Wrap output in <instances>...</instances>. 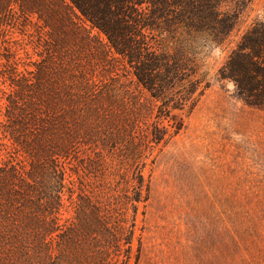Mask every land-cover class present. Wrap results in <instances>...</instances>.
<instances>
[{"label": "trees", "instance_id": "trees-1", "mask_svg": "<svg viewBox=\"0 0 264 264\" xmlns=\"http://www.w3.org/2000/svg\"><path fill=\"white\" fill-rule=\"evenodd\" d=\"M251 1L0 0V25L16 14L23 21L36 15L51 39L53 34L73 36L88 50L86 58L56 61L51 56L52 61L41 60L24 74L6 64L3 77L10 92L2 132L29 161L28 168L0 165V255L32 250L56 255L49 257L55 264H83L79 255L96 261L110 245L119 252L125 245L130 252L134 220L127 210L135 213L147 199L143 169L151 151L170 136L163 120L171 110L192 108L209 86L199 75L194 49L199 40L222 45ZM93 29L106 43L91 35ZM96 51L119 59L148 93L145 99L120 77L96 88L89 58ZM4 58L10 63L8 55ZM218 77L231 81L246 103L264 108V19L241 35ZM113 153L118 169L106 170ZM71 159L73 173L93 178L95 191L70 197L74 215L60 225L56 214L65 186L59 162ZM110 176L117 179L119 194L105 181Z\"/></svg>", "mask_w": 264, "mask_h": 264}, {"label": "rangeland", "instance_id": "rangeland-1", "mask_svg": "<svg viewBox=\"0 0 264 264\" xmlns=\"http://www.w3.org/2000/svg\"><path fill=\"white\" fill-rule=\"evenodd\" d=\"M263 19L264 0H252L222 45L212 47L199 40L194 53L200 62L199 75L209 86L192 108L171 110L163 120L170 136L151 151L143 169L149 180L147 199L136 205L135 213L127 210L134 220L130 252H125V245L122 252L105 246L108 252L96 261H88L92 255H79L83 264H264V108L246 103L231 81L218 77L241 35ZM48 31L36 15L23 21L16 14L0 25V165L15 162L28 168L29 161L2 132L5 97L10 92L3 77L6 64L24 74L41 60L52 61L51 56L59 61L72 55L86 58L88 53L73 36L53 34L51 39ZM91 35L106 43L96 29ZM61 38L66 42H60ZM112 56L100 51L89 55L96 88L111 83L110 77H120L130 91L145 99L148 93ZM111 156L106 158V170L118 169V159L114 153ZM59 164L65 187L56 217L64 225L74 215L70 197L76 200L80 190L85 194L95 191V183L88 174L73 173V159ZM105 181L119 194L116 178ZM54 256L31 250L27 255H0V264H55L56 259L49 258Z\"/></svg>", "mask_w": 264, "mask_h": 264}]
</instances>
